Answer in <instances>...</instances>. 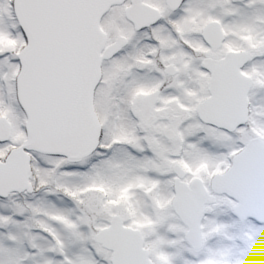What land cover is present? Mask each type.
I'll list each match as a JSON object with an SVG mask.
<instances>
[{
    "label": "rangeland",
    "instance_id": "374dc122",
    "mask_svg": "<svg viewBox=\"0 0 264 264\" xmlns=\"http://www.w3.org/2000/svg\"><path fill=\"white\" fill-rule=\"evenodd\" d=\"M11 2L0 0V115L5 114L12 121L14 136L11 144L0 146V159L11 145L21 140L20 132L25 123L14 87L18 70L16 54L25 40L13 16ZM127 5L126 1L113 6L101 21L108 43L124 36L127 44L116 57L103 61L101 78L94 90L96 113L101 123L98 148L73 163L61 157L30 153V180L37 185L35 191L22 197L11 194L0 199V264H52L53 260L56 264H109V253L94 241V234L113 214L119 215L124 224L140 229L145 240H152L154 246L174 242L173 250H179L177 256H183L184 247L177 239L181 228L169 212L171 166L179 163L188 167L191 177L203 176V169L195 161L198 149L202 150L200 140H207L211 145L221 140L223 145L228 138L203 126L196 118L191 96L187 99L179 81L184 74L179 52L163 58L164 55L159 54L163 51H152L150 54L155 60L151 62H146L145 56L137 58V32L123 14ZM224 8L221 5L219 10L222 17L226 13ZM151 33L141 37L155 39L156 36L150 37ZM258 38L254 39L253 53L262 55L264 38ZM159 47H163L162 44ZM169 63L178 70L174 78H167L163 73L164 65ZM154 72L159 75L162 91L151 111L153 119L147 122L140 98L151 87L147 78ZM253 92L254 109L259 110L261 104L256 103V98L264 92V82L256 81ZM166 129L174 131L173 139L164 137ZM250 131L243 129L238 136L245 139ZM23 136L25 138V134ZM185 160L193 167L185 165ZM59 173H69L75 179L64 194L56 184ZM48 178L50 185L46 189L43 183H47ZM65 182L70 183V179L66 177ZM62 198L71 201L72 208L67 210L56 204ZM20 199H24L23 202ZM135 215L148 216L151 223L139 226ZM42 219L49 225L65 226L66 252L57 242L58 245H54V241L48 249L38 246L37 251L31 252L32 243L39 236L44 238L42 245L46 244L45 240L51 243L44 233L34 230L39 229ZM221 225V240L226 242L225 233L233 223L223 219ZM232 227L237 232V264H263L264 225L237 221ZM80 251L82 256L78 254ZM204 257L208 258L207 254Z\"/></svg>",
    "mask_w": 264,
    "mask_h": 264
},
{
    "label": "water",
    "instance_id": "95a60500",
    "mask_svg": "<svg viewBox=\"0 0 264 264\" xmlns=\"http://www.w3.org/2000/svg\"><path fill=\"white\" fill-rule=\"evenodd\" d=\"M123 1L13 0L14 15L26 39L25 46L17 54L20 68L16 76L17 101L26 115V140L0 161V198L12 192H32L28 180L29 151L75 161L96 149L101 127L96 107L95 110L93 107V92L100 79V65L103 59L112 57L126 43L124 37H119L104 47L106 37L99 22L111 6ZM180 1L166 0V3L177 7ZM129 2L124 15L135 30L152 22L153 10L149 6L142 4L141 0ZM214 24H208L204 32L207 34ZM169 71L172 70L169 68ZM214 80H211L212 96L199 104L196 111L203 121L231 130L244 121V105H239L237 119L231 117L234 104L229 109L223 103L221 113L218 112ZM157 95L155 91L141 99L144 114H150ZM152 119L153 116H149L147 122ZM8 133L9 125L0 118V140H5ZM164 134L168 139L174 136L171 130ZM261 150L256 140L251 141L233 158L232 166L224 174L214 177L213 183L224 177L250 174L253 165L261 167L264 162L259 156ZM244 167L248 173L240 172ZM173 170L177 174L174 208L194 233L198 230L199 216H189L185 210L189 202L198 199L203 191L200 185L195 190L198 180L192 185L194 192L187 191L179 181L184 175L183 170L179 165H174ZM243 184L248 187L250 183ZM238 199L246 204L237 211L239 217L250 216L264 222V197L245 198L242 194ZM95 241L112 252L111 264H150L140 232L124 227L117 215L112 216L107 227L96 233Z\"/></svg>",
    "mask_w": 264,
    "mask_h": 264
},
{
    "label": "flooded vegetation",
    "instance_id": "af4514ba",
    "mask_svg": "<svg viewBox=\"0 0 264 264\" xmlns=\"http://www.w3.org/2000/svg\"><path fill=\"white\" fill-rule=\"evenodd\" d=\"M141 1L153 10V15L151 23L137 29V58L145 56L146 62H151V59L155 60L150 54L152 51L155 53L163 51L164 53H159L164 55L163 58H168L179 52L182 55L181 67L184 68V74L179 81L187 99L191 96L195 105L196 118L203 126L215 131L221 137L228 138V141L223 145H221V140L219 142L216 140V144L213 143V145L207 140H200L202 150L198 149L195 161H197L198 167L203 169L202 171L205 173L203 176L191 177L188 167L186 169L177 163L185 172L180 181L186 185L187 191L193 190L191 184L196 180L200 182V189L203 191L198 199L189 202L190 204L185 210L189 216H199L198 230L194 233L191 232L187 222H182L179 219L175 211L173 184L176 176L174 174L172 176V193L168 201L169 212L178 227L181 228L177 239L184 247L183 256H177L179 250H173L174 242L168 241L166 246L160 244L154 246L156 244L152 240H145L139 229L143 236V248L147 251L151 264L157 262L160 264H237L235 249L237 232L232 226L237 221L250 222L255 226L264 225L252 218L240 219L238 217L237 208L246 205L238 197L242 194L245 198L264 197V162L261 167L253 165L249 170L250 174H246L247 176L244 174L243 176L224 177L217 183L215 180L213 183V179L216 175L224 174L232 166L233 158L251 141L256 140L260 148L263 149L258 155L264 161V92L256 98V103L261 104L259 110L254 109L253 102L255 82L258 80L264 82V54L253 53L255 37L264 38V0H181L177 7L168 6L165 0ZM221 5H224V9H226L224 17L219 12ZM210 23H215L214 27L206 34L204 30ZM101 28L103 29L102 25ZM147 32H155L151 33L150 37L156 36V38L141 37ZM109 43L106 40V44ZM161 44L163 47H159ZM169 68L172 71H169ZM163 73L167 78H174L178 74V70L174 64L169 63L164 65ZM147 79L148 82H145L151 87L147 89V92L145 91L141 98L157 91L154 108L161 98L162 85L159 86L160 78L157 72L152 73ZM212 79H215L218 112L221 113L223 103L229 109L234 104L235 111L231 117L237 119L239 105H244V121L231 130L206 124L196 113V106L212 96L210 90ZM0 117H5L10 125L7 139L0 141V146L3 147L12 143L14 126L5 114H1ZM243 129H251L245 139L238 136V133ZM24 134L25 130L22 129L21 140L11 145L0 160L10 149L22 144L25 140ZM185 161V165L189 166L190 161ZM240 172L248 173L247 167L242 168ZM243 183L250 184L246 187ZM247 206H250V203ZM223 219H230L233 223L225 233L226 242L221 240ZM150 223L148 216L147 218L137 217L139 226ZM263 250L264 248L261 250V255L264 264ZM196 254L198 256L194 257ZM206 254L208 258L204 257Z\"/></svg>",
    "mask_w": 264,
    "mask_h": 264
},
{
    "label": "trees",
    "instance_id": "16d2710c",
    "mask_svg": "<svg viewBox=\"0 0 264 264\" xmlns=\"http://www.w3.org/2000/svg\"><path fill=\"white\" fill-rule=\"evenodd\" d=\"M48 173H51V171L48 170ZM33 174H34V172H33ZM59 174L60 175H58V178L56 180V184H57L58 190L64 194L66 191H68V189L72 185H74L75 179L69 173H65L66 175L64 173H59ZM49 176H51V175H49ZM66 177L70 179V183H68V184L65 182ZM43 184H45L46 185V189H48V187H49L48 185H50L49 184V178H48V182L47 183H43ZM34 186H37V185L34 184ZM20 195L22 197L23 195H26V194H20ZM20 200H22V202H23L24 199H20ZM28 201H29V199H28ZM56 204H58L60 207H63L64 209L72 208L71 201H69V200H67L65 198H62V200L59 201V202H56ZM41 216H43V215H41ZM137 217H139V216L135 215V217H134L135 221H137ZM39 226H40L39 229H34V230L36 232H38V233H41V234L44 233L43 235L45 237H48L49 241H51V243L45 240L46 244L42 245V243L44 242V238H41L39 236L38 239H35V241L32 243L34 245V249L31 252H34V250L37 251L39 249L38 246H41L40 248L46 247L44 249H48V248H50L51 245H53L54 242H55L54 245L57 244V243L60 245L61 250L65 251V250L68 249L66 247L67 246V240H66L67 239L66 238L67 232H66L65 226L61 225L60 223H53L52 225H49L47 222H45L44 219H42L39 222ZM63 241H65V243ZM73 251L75 252V250H73ZM78 254H79V256L83 255L82 251H80ZM54 258H56V257H54ZM53 261L54 262H52V264H56L55 260H53ZM105 262H107V261H105Z\"/></svg>",
    "mask_w": 264,
    "mask_h": 264
}]
</instances>
